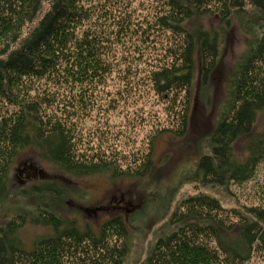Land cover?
I'll return each instance as SVG.
<instances>
[{
    "label": "trees",
    "instance_id": "obj_1",
    "mask_svg": "<svg viewBox=\"0 0 264 264\" xmlns=\"http://www.w3.org/2000/svg\"><path fill=\"white\" fill-rule=\"evenodd\" d=\"M44 2L0 0V207L12 166L29 147L69 176L109 172L146 179L156 167L159 137L188 135L195 83L207 87L218 67L219 33L194 32L186 24L198 15H216L226 24L235 17L249 39L205 132V151L182 181L229 189L256 176L264 161V131L254 132L264 109V0H50L37 20ZM113 76L122 99L134 98L136 86L139 96L153 94L143 113L129 118V141L121 134V145L84 136L77 119L93 98L109 94ZM245 136L251 138L241 158L236 144ZM29 191L39 203L0 228V264H124L134 246L133 218L119 213L97 231L83 229L58 213L63 191L57 184L43 182ZM26 192L21 194L30 196ZM260 193L256 204L237 207L203 191L183 197L143 264H264ZM28 221L53 230L29 249L18 234Z\"/></svg>",
    "mask_w": 264,
    "mask_h": 264
},
{
    "label": "rangeland",
    "instance_id": "obj_2",
    "mask_svg": "<svg viewBox=\"0 0 264 264\" xmlns=\"http://www.w3.org/2000/svg\"><path fill=\"white\" fill-rule=\"evenodd\" d=\"M49 3L50 0H45L37 20L48 10ZM186 24L194 32L212 30L220 35L219 62L211 83L207 87L200 86L197 81L195 83V110L188 135L184 138L161 135L154 152L156 167L143 180L131 177L115 178L109 172L81 178L69 176L46 159L38 148H26L20 152L12 166L10 190L0 207V228L18 212L31 213L35 210L40 199L29 191L33 185L55 183L63 191L61 199L56 203L58 213L67 220H76L83 229L88 225L97 231L101 224L119 213L126 219L133 218L131 230L135 234L134 246L124 264H143L157 239L167 230V222L183 197L203 191L218 197L226 207L252 205L254 202L256 204L255 198L260 197V192L264 190V161L259 165L256 176L242 187L230 186L228 189L182 181L183 176L196 166L199 155L205 151V132L215 123L221 104L226 99L229 76L245 54L249 39L239 19L235 17L226 24L216 15H198ZM108 85L105 92L109 94L100 96L99 100L93 98L88 106V113L81 121L80 115L83 112L79 113L77 119L79 118V126L84 136L91 140L93 137L103 140L106 145H121V134L128 140L129 118L136 111L143 113V106H149L153 94L148 91L139 96L141 90L136 86L131 90L138 94L125 100L115 95L121 88H114V76L109 79ZM111 94V102H100L101 97L110 99ZM96 129L97 136L94 133ZM144 130L147 129L142 132ZM112 131L118 132V136H113ZM263 131L264 109L258 113L254 126V132ZM142 137L140 130L139 135L134 138H138V141ZM250 138L245 136L237 142L236 153L239 157L244 158L247 155ZM24 190H27L26 193L30 192V196L24 197L21 194ZM259 203L261 201L257 204ZM52 232L51 227L29 221L18 230L28 249L39 236Z\"/></svg>",
    "mask_w": 264,
    "mask_h": 264
}]
</instances>
